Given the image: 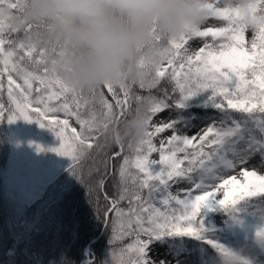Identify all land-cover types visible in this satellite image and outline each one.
Returning <instances> with one entry per match:
<instances>
[{"label": "snow or ice", "instance_id": "1", "mask_svg": "<svg viewBox=\"0 0 264 264\" xmlns=\"http://www.w3.org/2000/svg\"><path fill=\"white\" fill-rule=\"evenodd\" d=\"M208 7L212 13L202 27L179 39L155 37L141 59L147 75L137 84L149 95H136L135 107L131 89L126 87L108 84L88 91L70 88L56 67L54 50L34 37L30 29L21 31L0 19V90L6 91L10 101V106L0 103V121L38 122L61 140L60 146L51 150L74 161L90 150L100 157L103 173L94 186L109 189L103 195L111 197L108 207L116 217L110 244L115 249L119 243L118 255L128 257L126 261L121 259V264H190L181 259L189 255L185 238L205 239L202 209L210 202L236 211L241 202L264 201V174L255 170L264 167V28L249 37L238 10L217 0ZM217 20L227 26L209 23ZM21 32L23 37L18 35ZM209 38L213 43H208ZM217 40L224 42L217 44ZM166 74L171 91L178 92V97H170V89L163 87ZM153 89L160 92L159 97L151 94ZM85 94L99 101V117L95 111L81 114L88 103ZM204 94L207 103L222 114L218 124L198 135L180 133L179 124L190 126L182 117L153 124L155 116L173 107L170 99H174L176 108L184 110L189 101ZM60 112L75 117L81 130L70 128L68 119L49 117ZM140 112L148 117L143 136L127 145L116 143L112 151L108 129L131 113ZM169 130L172 135L162 137L157 147L154 137ZM153 153H159L158 160L151 159ZM109 168L114 169L111 176ZM178 183L192 187L177 189L173 194L171 188ZM192 188L202 194H195ZM217 192H223V199ZM155 193L162 194L161 204L166 210L153 204ZM124 202L127 208L121 207ZM256 236L264 240V227ZM125 240L126 245L122 243ZM206 243L221 256L234 257L236 264H251L213 239H206ZM150 252L162 258L154 260Z\"/></svg>", "mask_w": 264, "mask_h": 264}, {"label": "clouds", "instance_id": "2", "mask_svg": "<svg viewBox=\"0 0 264 264\" xmlns=\"http://www.w3.org/2000/svg\"><path fill=\"white\" fill-rule=\"evenodd\" d=\"M212 0H4L0 19L34 35L53 37L63 55L57 69L65 83L78 91L111 84L132 89L147 75L141 64L145 47L157 35L179 39L202 27ZM15 3V7L13 4ZM240 9L241 24L256 35L264 28V4L257 0H223ZM145 113H131L108 129L113 146L141 138ZM225 264H230L226 261Z\"/></svg>", "mask_w": 264, "mask_h": 264}, {"label": "rangeland", "instance_id": "3", "mask_svg": "<svg viewBox=\"0 0 264 264\" xmlns=\"http://www.w3.org/2000/svg\"><path fill=\"white\" fill-rule=\"evenodd\" d=\"M217 2L223 4V0H217ZM260 4H264V0H257L253 11L258 10ZM230 9L238 10L241 13L240 9ZM209 23L216 27L227 26L225 22L218 20ZM30 32L50 50L55 51L54 59L57 67V60L63 55L60 43L53 37L34 35L31 29ZM20 35L23 37V32ZM251 35L248 33L249 37ZM221 42L224 41L217 40L215 43ZM208 43L211 44L213 41L209 38ZM248 46L250 47V41ZM147 50L148 47H145L142 56ZM135 88H139L138 85ZM85 97L88 99V103L81 109V114L87 116L90 112L95 111L99 117L102 111L99 101L92 100L87 94ZM108 98L111 100L110 96ZM221 115V112L218 111L212 118L203 120L199 116L188 117L172 107L155 116L153 124H158L162 120L182 117L188 121L190 126L185 127L183 123L179 124L177 127L180 133L198 135L204 128L218 124ZM70 118L76 120L75 117ZM13 134V146L8 155L6 154L4 161L0 162V243L8 246L7 251H4L0 245V264H17V262L30 264L36 250L34 247L36 243L32 237L47 228L50 216L57 208L58 200L62 197L63 192L74 184L76 165L80 158L74 161L71 157L61 156L52 151L51 149L60 146L61 140L52 130L42 128L40 125L18 119L15 121ZM171 135L170 130L165 131L154 137L153 143L159 147L161 138ZM40 147H43L44 150L40 151ZM183 155V153H178L181 158ZM151 159L158 160L159 153H153ZM72 169L75 171L73 172ZM255 170L264 174V167H257ZM238 179L243 180L242 177H238ZM191 187L189 183H178L173 184L171 191L175 194L177 189ZM192 190L195 194H202L194 188ZM159 195L163 199L162 194L159 193ZM217 197L223 199V192H217ZM216 204L218 203L210 202L209 207ZM125 207H127V202ZM111 214L115 221L116 217L112 210ZM261 227H264V201L262 200H254L249 205L248 211L237 217L230 218L216 214L209 220L211 233L205 239L186 242V250L189 255L181 256V259L188 260L190 264H225L226 261L236 264L234 257L221 256L217 249L206 243V239H213L223 244L235 256L249 259L251 264H264V240H260L256 236L257 230ZM153 247L156 246L153 245ZM119 249L114 250L117 255H113L114 251L108 254L106 261L109 260L111 264H121V259L126 261L127 256L121 258L118 255ZM17 252H20V257L15 256ZM92 256L90 250V261ZM150 256L154 260L162 258L154 252H150ZM168 259L172 258L169 256Z\"/></svg>", "mask_w": 264, "mask_h": 264}, {"label": "trees", "instance_id": "4", "mask_svg": "<svg viewBox=\"0 0 264 264\" xmlns=\"http://www.w3.org/2000/svg\"><path fill=\"white\" fill-rule=\"evenodd\" d=\"M3 2L4 0H0V3ZM15 6L14 3L13 7ZM21 33L18 34L20 37ZM13 35L15 36L17 34ZM18 82L22 83L20 80H18ZM163 87L170 89V97H178V92L171 91L172 83L168 80L167 74L163 81ZM131 92L133 107L136 106L134 99L136 95L145 97L149 95L147 89L133 87ZM34 94L33 92V95ZM151 94L157 97L160 96V92L157 89H153ZM168 102L173 104V107L178 112L186 114L188 117L199 116L203 120L212 118L219 111L214 109L211 104L207 103V94L189 101L188 106L184 110L174 106V99H170ZM0 103L10 106L6 91L0 90ZM49 117L60 120L68 119L70 128L75 127L78 131L81 130L80 124L76 120L66 116L63 112L56 114L50 113ZM31 123L40 125L35 121ZM14 125L15 122L9 123L7 120L0 121V162L4 161L6 154L8 155L10 148L13 146ZM69 143H71L70 137ZM127 144L128 141L125 142V145ZM112 151H115V145L112 147ZM125 154H129L127 149H125ZM99 160L100 157H97L96 153L91 150L88 154L81 155L76 165L74 184L65 190L62 197L58 200L57 208L52 214L53 216H50L51 219L48 221L47 228L38 234H34L32 237V240L36 243L34 246L36 250L30 264H83L87 258L86 252L88 248L93 254L92 260L88 264H105L107 255L120 248L119 243L116 244L115 249H113L110 244L114 216L111 214L110 207H108L111 197L109 196V198L106 199L103 195V193L109 191V189L105 186L97 189L94 186V182L103 173V166L99 163ZM114 163H118V161ZM98 168L100 171H97ZM108 172L111 176L114 174V169L109 168ZM145 198H147L146 190ZM161 200L159 193L153 195V204L162 210H166L164 209V205L161 204ZM253 201L254 200L241 202V204L237 206L236 211H229L219 204L202 209L204 226L207 229L205 237L211 233L209 229V220L212 216L216 214L225 215L230 218L238 216L242 212L247 211L248 206ZM125 205L126 202H124L121 207L127 208ZM105 208H108L107 213L105 212ZM185 240H187V243L192 241L188 240V238H185ZM127 242L128 241L125 240L122 243L126 245ZM0 245L4 251H7L8 246L2 244V242ZM15 256L20 257V252L15 253ZM17 264L19 263L17 262Z\"/></svg>", "mask_w": 264, "mask_h": 264}, {"label": "water", "instance_id": "5", "mask_svg": "<svg viewBox=\"0 0 264 264\" xmlns=\"http://www.w3.org/2000/svg\"><path fill=\"white\" fill-rule=\"evenodd\" d=\"M89 253H90L89 250H87V253H86L87 259L83 264H88L90 262Z\"/></svg>", "mask_w": 264, "mask_h": 264}]
</instances>
